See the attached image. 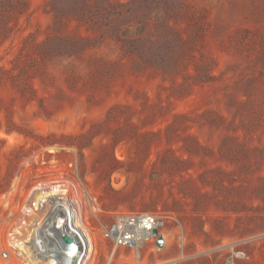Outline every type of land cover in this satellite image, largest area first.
<instances>
[{
    "label": "rangeland",
    "instance_id": "374dc122",
    "mask_svg": "<svg viewBox=\"0 0 264 264\" xmlns=\"http://www.w3.org/2000/svg\"><path fill=\"white\" fill-rule=\"evenodd\" d=\"M84 2L0 0V248L77 177L103 211L178 218L185 264H264V0H142L135 45Z\"/></svg>",
    "mask_w": 264,
    "mask_h": 264
},
{
    "label": "built area",
    "instance_id": "2783aa9c",
    "mask_svg": "<svg viewBox=\"0 0 264 264\" xmlns=\"http://www.w3.org/2000/svg\"><path fill=\"white\" fill-rule=\"evenodd\" d=\"M71 182L70 198L62 183ZM30 201L39 214L24 241L33 264H185L182 222L163 212L103 211L98 198L76 177L59 179ZM155 233V234H154ZM65 235L68 241H64ZM161 238L163 245L157 240ZM164 252L165 256L160 252ZM0 264H25L10 247L0 248ZM225 264H233L226 259Z\"/></svg>",
    "mask_w": 264,
    "mask_h": 264
},
{
    "label": "trees",
    "instance_id": "16d2710c",
    "mask_svg": "<svg viewBox=\"0 0 264 264\" xmlns=\"http://www.w3.org/2000/svg\"><path fill=\"white\" fill-rule=\"evenodd\" d=\"M23 3L21 4V6H24V0H22ZM84 5L82 7H79L76 14H77V18L79 21H89L90 23L93 22H98V14L100 12H104L107 16L109 15H113L115 18L114 20H117L119 22V24L115 23L114 25L109 26L108 29H112L114 30L113 32L116 33L117 35V41L118 42H125L130 40L127 36H128V31H127V27L126 24L128 22H130V20H142V13H137V11H142V0H130V2L128 4H124V7H126V10H123V6L120 5L119 3H116L115 5H111L108 4L107 2H105L104 0H94L92 2H90V0H84ZM91 3H93L91 5ZM166 9L165 10H169L172 11V7L170 4H166ZM186 12V10H185ZM186 17L188 18L189 21H191L190 24V28L188 31H190L191 33V28L193 27L194 21L192 18V15H188V13L186 12ZM175 18V17H174ZM171 28L169 27L168 30H170ZM198 36V35H197ZM176 39L182 43H185V40L183 38H181V36L179 35H175ZM79 42L83 41V40H77ZM132 45L137 44L136 40H130ZM189 44V43H188Z\"/></svg>",
    "mask_w": 264,
    "mask_h": 264
},
{
    "label": "bare ground",
    "instance_id": "6f19581e",
    "mask_svg": "<svg viewBox=\"0 0 264 264\" xmlns=\"http://www.w3.org/2000/svg\"><path fill=\"white\" fill-rule=\"evenodd\" d=\"M28 204L29 205L23 209V211H24L23 214L27 218H30V217L32 218L35 214L32 211L33 208L31 206L30 202ZM31 218H30V220H31ZM34 219H37V218L34 217L32 220H34ZM24 224H25V221L22 222L21 225L19 224L20 227L17 226L15 228H13L12 230H10L9 234H7L6 242L8 244V247H10L14 252L18 253V255L20 256V259L22 261H24L25 264H33V263L29 262L28 254H27V252L23 246L24 241L27 238L28 230H29V229L27 230V228L25 229L22 227V225H24ZM20 228L24 229L23 233L20 232V230H18Z\"/></svg>",
    "mask_w": 264,
    "mask_h": 264
},
{
    "label": "water",
    "instance_id": "95a60500",
    "mask_svg": "<svg viewBox=\"0 0 264 264\" xmlns=\"http://www.w3.org/2000/svg\"><path fill=\"white\" fill-rule=\"evenodd\" d=\"M62 185H63V187H65V189H66L67 192H68V188L66 187V185H71V187L74 188V185H73L71 182H68V181H64V182L62 183ZM154 234H155V233H154ZM62 239H63L64 241H68V238H67L65 235L62 236ZM157 244H158L159 246H162V245H163V240H162L161 238H159V239L157 240Z\"/></svg>",
    "mask_w": 264,
    "mask_h": 264
}]
</instances>
